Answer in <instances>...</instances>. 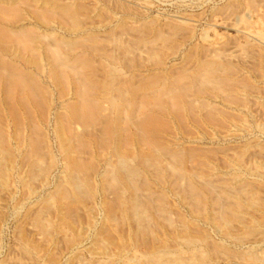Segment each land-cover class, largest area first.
<instances>
[{"label": "rangeland", "instance_id": "obj_1", "mask_svg": "<svg viewBox=\"0 0 264 264\" xmlns=\"http://www.w3.org/2000/svg\"><path fill=\"white\" fill-rule=\"evenodd\" d=\"M65 1L67 4L69 2L70 6H75H73V15H67L68 20H71L72 22L68 23L69 21L66 20V15L60 14L59 11L60 15L58 14L59 16H57L62 20H59L57 17L58 20H55L56 22H53L52 25L56 30L57 37L59 40L61 39L60 41L58 40L59 43L57 44L62 46L63 43H65L64 50H62L63 46L61 47L60 45L57 49L59 51L69 52H65V54L67 53L71 58H77L75 56L81 54L79 55L81 58L77 59L76 62V67L77 69L79 68L78 71L75 74L74 72L71 73V71H66L65 73L67 74L63 76L64 80L62 81V77L58 80L59 78L56 79L53 74H51V76L49 75V71L47 70L50 67V62L47 58L42 61L39 59V61L35 62L36 64L29 62L30 65H28V63H26L25 65L35 72L36 77L45 88V94L42 93L41 96H43V98L41 99L46 101L44 102V100H42L41 104L44 102V104L41 105L42 108H40V103H31L29 105L30 110L28 111H25L24 108H20L19 110L15 109L17 112L19 111L21 113L16 114V120L19 118L17 121L14 120L15 118L13 119L14 114H11L12 116L10 115L9 110L4 111V114H6L5 117L3 115L6 119V121L4 120V125L8 137L6 145L11 151V156H7L9 157V160L12 158L13 164L9 165L7 172L9 177L7 182L4 184L0 182V264H160V262L162 264L163 261L165 262L167 260L172 261L174 264L176 261L181 264H183V261L187 264H264V0ZM63 2L62 0H59V5L66 4V2ZM79 6L83 8L80 9L82 14L80 13ZM25 7L26 6L22 4L20 8L22 15L27 18L32 17L29 12L31 10L28 11ZM78 10L80 15L77 13ZM74 12L76 14H74ZM62 15L65 16L63 18L66 21L62 18ZM78 17H80V19H78ZM74 19L75 22L73 23ZM244 21L251 22V28H246ZM253 21L256 23L254 24ZM173 28L177 29L175 30ZM43 30V28L40 29V31ZM93 36L96 37L97 41ZM62 41L63 43H60ZM76 41L79 43L78 46L76 48L72 47L77 45ZM95 43L96 45L98 44L97 47ZM98 46L99 49H102L99 50ZM65 47H68L70 50ZM96 51L97 53L99 52L100 55L99 53L97 55ZM84 52H86V54H84ZM109 52L111 53L109 54ZM88 59L92 62V66L91 63H88ZM94 59L97 60L95 61ZM86 60L87 63H85ZM212 60L222 64H228V69H220V72L219 70L216 72V76L221 78L222 83H220V85L205 81L202 79L204 78L202 75L200 76L201 78L197 77L195 80L189 77H193L194 72L198 69V65L201 62H210ZM78 61H80V63ZM77 63L79 64L77 65ZM94 63L97 67L94 66ZM40 64H43V66L48 69L41 72L38 69ZM87 65L91 66L94 70L92 71V68L87 69ZM99 65H101L102 68L104 66L105 69L103 68L102 70L101 67L98 69ZM110 66L112 68H110ZM80 68L83 71L80 70ZM95 69L98 71H95ZM110 70H115L114 77L112 78L106 74ZM98 72L102 73H100L101 76ZM183 72L184 75L182 74ZM79 74L89 75L97 82L98 86H94L95 88L93 89L95 90L92 89L91 91L92 94L95 92L93 94L95 96L99 93L96 96L98 98H101V96L104 97L105 93L108 97L111 95L116 96L115 98L118 97L119 90H116V93L115 90L107 88L106 83L109 82V80L117 81V84L114 81L116 86L119 85V88L122 89L123 93L126 91L123 95L126 93L128 94V96L125 95L123 97V105L122 108L120 107L123 111H121L123 114H121L120 120H122V118L123 120L119 121V124L120 127L123 125L124 128L129 127V129L125 128L126 130L124 128V130L122 129L124 131H122V135L129 134L130 132V137L124 135L125 138L123 137V139L125 142L123 141L124 144L122 142L121 154L122 152H126L131 156H135V160L133 161L134 165H136L141 171L137 177V179H139L137 182L143 184V182L147 181L151 184L147 187L149 189H146L144 186V188H142L141 186L139 189L140 193L138 192L143 198L139 197L141 202H149L148 204L150 206L155 202L152 206L153 208L148 206L147 203H141V206L142 204H147V208L146 206H144V208L142 206L140 209V211H145H142V218H149L146 220L144 219L145 221L134 217L132 218V214H130L132 209L128 204L129 191L122 193V191L118 189L119 187H116L119 191L118 193L111 177L108 176L107 171H105L107 168H110L111 165H114L118 158L115 151L112 152V149H114V143H111L113 146L108 145L107 148L105 147L106 143H104V145L100 142L101 139L97 140L99 139L98 136H100L99 133L102 131L101 123H95V125L94 123H89L90 126H87L89 124L86 122L83 123L82 121L83 124L80 122V125L71 123V125H75L71 126V128H73V133L74 131L76 132L75 134H77L78 138L80 136V140H78L81 144L76 140V135L73 134L72 138L71 134H67L70 132L69 130L67 131L66 128L68 127L69 122L72 121L69 114V104H71L76 98L78 99V96L76 95L77 86L74 83L75 81L73 80V77L80 78L81 75ZM96 74L99 76L96 77ZM175 76L178 77H176L178 81L175 79ZM116 77H118V80H120L119 77L122 79L118 81L115 79ZM156 77H160L158 78L159 80ZM106 78L110 79L107 80ZM184 78L190 81L189 84L188 81H184ZM196 79H198V82ZM55 80H58V82L56 83ZM150 80L155 86L151 85L152 83ZM171 80L172 85H174L173 89L178 93L175 92L174 94L178 95V98L180 97L179 94H182L181 91H185L188 95L185 94L186 97H184L186 100L182 99V102L185 103V101H187L190 103L189 91L190 97L194 95V98H198L193 102L195 106L193 103H190L194 107L189 105L190 109L193 108L191 110L192 112L196 109L198 110L194 112V115L196 116H194L193 113L191 114V111L188 110V105H185V108H183V106L181 107V104L180 106H177L176 104L171 105L175 102L170 96L168 97L167 94H165L166 96H163L165 98L168 97L170 104L167 103L169 102L167 101V98L164 99L163 97V100H166L164 102V104L166 103L165 106L160 105L161 103L158 102L159 100L154 98L152 92L155 93V90L158 88L160 90L172 86L170 83ZM175 80L177 83L183 82L184 84L182 83L181 85H178ZM180 80L183 81L180 82ZM202 81L204 84L201 83ZM142 82L144 85L141 84ZM131 84L133 86H131ZM202 84L203 86H201ZM215 85L218 87H215ZM128 87H130L131 90L133 89L132 92ZM179 88L182 89L179 91ZM186 90H188V92H186ZM201 90L203 91L201 92ZM146 91H150V93H146ZM143 92L144 94L146 93V96H152L153 99L152 97L149 98V96H147L146 99ZM128 99L129 101H127ZM179 99H181V97ZM139 100H142V102ZM143 100L148 103H145ZM125 101L127 104L124 103ZM202 103H207L204 105V109H202L203 107H200L203 106ZM124 104H126V106ZM129 105L130 108L128 107ZM156 105L158 107L163 106L161 107L163 109L158 108ZM135 106H139L140 108H135ZM206 106L212 108L214 111L212 109H205L208 108ZM18 107L19 106H16L15 108ZM127 107L130 110L135 108L132 112L135 110L137 111L133 112V114L130 112L128 113L130 110H128ZM156 107L158 109H156ZM174 107L182 108L179 109L180 111L182 110V117L180 113H178L180 111H176L177 109ZM139 109L140 111L138 112ZM159 109L163 112H161V110L159 111ZM169 110L172 111L171 114ZM146 112L147 114L152 112L154 114H150L146 117ZM174 112H177V114H174ZM209 112H211V115ZM126 114H131L130 116L132 117L130 118L129 115L128 118L124 117ZM155 115H157L158 119ZM208 115L210 117L215 116V120L212 117H207ZM29 116L30 118H33L30 119ZM140 116H142L143 119L146 117L147 120L150 118V127L152 126L153 128L151 127L150 129V127H148V129L144 130L145 128L139 126L142 119ZM139 117L140 120L138 119ZM125 118H130L131 120L133 118V120H128V122ZM137 119L139 121L137 122L138 125L135 123ZM143 119L142 122L145 121V119ZM152 119L158 122L157 126H159V128L155 127L157 123L152 125L154 122ZM161 121H165L166 124H161ZM30 122H32L33 125ZM62 122L66 123L63 124ZM127 122H133L135 125L131 123L130 125ZM34 123L36 126H34ZM30 127L32 129H30ZM35 127H39V130L35 129ZM134 127H136V129ZM141 128L144 130L143 132H145L143 134L144 137L141 136L142 139L139 138L140 136H137V134L141 135ZM127 130L129 132H127ZM137 130H140L141 132ZM147 130L153 131L149 133ZM33 131L36 133H32L34 135L32 136L35 138L31 136V132ZM96 133L98 135H96ZM152 133H155L154 136L157 134L158 137H153ZM146 135H152L150 138H152V140L156 139L161 147L165 146V148H172V150L174 149L178 152L182 151L184 154L183 170L193 171L198 176L202 174L206 175V177L212 179L217 185L221 184L227 186V184L231 183L233 186H237L240 182H247L246 184L244 183L245 185L248 184V186H246L248 193L245 194L246 196L244 195L246 199L243 196L242 203L237 205L235 194V198H231V201L229 200L228 202L234 204L232 205L233 207L236 205L237 208H235L237 210L230 206V212H232V215L228 213L226 216L220 215L223 213L224 207L215 204L211 199L212 196L207 191L205 192V202L203 201L201 204L194 202L195 200L191 196L185 194L186 190L184 186H180L179 189L175 186V174L171 172L174 171L176 173L174 169L172 170L169 167L166 171L167 173H164L163 178H160L155 168L146 166L141 162L142 158V161H144V156L149 157L150 155L148 154H151L149 148L147 147L146 150L145 147L148 146L147 141L151 140L149 139V136L147 138ZM41 137L43 139H41ZM33 139L35 141L37 139L41 143H44V148L40 145L41 150H44L42 151L44 155L39 161L40 163L36 167L37 169L33 167L34 163L32 162L33 146H31L30 140ZM95 139L97 141H95ZM83 140H86L87 142ZM141 140L144 141L142 142ZM159 140L162 141L160 142ZM69 141L72 142L71 146ZM163 141L164 143L166 142L165 145ZM76 143L80 144L78 146L81 150L77 147L75 148L73 144ZM82 143H85V147ZM125 144L129 146L128 148H132H124ZM143 145H145L144 148ZM80 146L85 148L84 152ZM74 149L78 152L80 150V153L76 152ZM26 151H30L29 153L31 155ZM81 152L84 154L82 155ZM147 152L149 153L147 154ZM142 154L144 156H142ZM28 155L30 156V160L28 159ZM76 156L77 159L79 157H83V159L88 158V161L84 160L86 164H93L95 161L94 166L96 165V168L92 167L90 164L89 167L92 169L94 168L95 171L94 169H91V171L87 166L80 169L79 175L85 179V182H87L81 188L78 198H75V196L69 193L70 196H68L69 194H66V199L65 197H60L61 191L57 189H59V185L62 182L61 180L65 177L67 161H69L70 158H76ZM6 161L8 162V160ZM137 162L141 164H138ZM49 165L51 166L49 167ZM46 167H49V170L46 171L47 173L44 172ZM85 168L88 169L89 174L87 170L84 171ZM31 170L37 171L32 172ZM108 170H111V168ZM105 175L107 177H105ZM144 176L145 179L143 178ZM159 179H163L162 181H164V183L161 180L159 181ZM106 183L108 186L105 185ZM85 186L87 188H85ZM113 189L116 191H113ZM147 190L149 192V197H147ZM154 192L155 195L156 193H159L160 197L165 196L164 200L159 196L158 197L161 201L157 200V196L154 195ZM81 193L85 194L83 195ZM116 193L119 195L116 196ZM126 193L128 194L126 195ZM249 194L250 196H247ZM71 196L73 198H71ZM117 197L121 198L117 199ZM146 197L149 201L145 199ZM150 197L155 199L152 200V198L150 201ZM80 198L82 199L79 200ZM121 199L125 201H122ZM232 199H235L236 201L234 202ZM113 201H116L114 205L117 204V201L119 204L122 203L120 205L125 209L121 208V206L119 207V204L117 207L116 205L114 206L113 204H110L113 203ZM192 201L198 206L196 207ZM48 202H51L50 205H48ZM67 202H70V204H68L72 206H68ZM158 203H160V207H162L160 210V207L158 208ZM157 204L158 206H156ZM199 205H202L201 207L203 208L199 209ZM65 206L70 207L67 208V210L69 209L68 212L65 209ZM154 206H156V208ZM243 207H245L244 210L241 209ZM219 209H221L220 213ZM152 210H156V214ZM111 211L116 216L113 215ZM159 211L163 214L160 213V215L158 213ZM38 213L42 214L39 215ZM215 214H217L216 217L221 218V220L214 217ZM236 217H238V219ZM223 218H225L227 223L229 222L230 224H225V219ZM40 219L48 224H46L47 228L45 231L41 230L39 225H37L38 223H36V220L38 221ZM135 221H137V223H135ZM218 221L219 224H217ZM139 223H141L140 226L146 224L150 230H148L149 228H147L146 225L138 227ZM140 228H142L143 231H141L142 233L139 235ZM102 229L104 230V234H102ZM188 229H192L190 230L191 233ZM105 230H107V232ZM138 230L139 232H137ZM145 230L147 234H143L146 233ZM199 231H202L201 234ZM185 232L187 233L185 234ZM137 234L139 235L138 237L135 236ZM185 235L186 237H184ZM205 236H207V238L209 237V239ZM202 237L205 238L203 239ZM103 240L106 241V243ZM203 241H205L204 244ZM139 242H142V245ZM211 243L213 246H211ZM151 244L153 245V249L152 246H150ZM27 246L34 248V251L32 250L31 253L28 252L26 249ZM150 247L154 252L149 249ZM211 247L215 248L212 249ZM121 248H123V250ZM175 253L177 254L176 256ZM204 253L207 255L206 257ZM170 254L173 255V258H171ZM147 255H150V257H147ZM203 255L204 258L202 257L201 259V256ZM151 257L156 258L153 259Z\"/></svg>", "mask_w": 264, "mask_h": 264}, {"label": "bare ground", "instance_id": "obj_2", "mask_svg": "<svg viewBox=\"0 0 264 264\" xmlns=\"http://www.w3.org/2000/svg\"><path fill=\"white\" fill-rule=\"evenodd\" d=\"M66 2L65 0H62V2ZM252 1V0H251ZM251 1H250V3H251ZM63 2V3H64ZM74 2V1H73ZM22 4H24L26 7L25 8H27L28 9V11L29 10H31V11H29L30 12V16H32V17H30V18H27V17H24L23 15H22V11L20 10V8H21V6H22ZM71 4V3H70ZM82 5V4H81ZM74 5H69V2H68V4H67V2H66V4L65 5H59V0H0V182L1 183H5V182H7V180H8V177H9V175H8V169H9V165L10 164H13L12 163V158H10L11 160H9V157L8 156H11L10 154H11V151L9 150V148L7 147V145H6V143H7V141H8V137H7V133H6V129H5V122H4V120L6 121V119L4 118L5 117V115L6 114H4V111H6V110H9V112H10V115L12 114H14V116H13V119L15 120V121H17L16 120V114H21L19 111V113L15 110V109H20V108H24L25 109V111L27 110H30V107H29V105L31 104V103H40L39 105L41 106V105H43L44 104V102L46 101V100H44V99H41V98H43V96H41L42 95V93H44L45 92V88L42 86V84L40 83V81H39V79L36 77V74H35V72L32 70V69H30L29 67H27L25 64L26 63H28V65H30L29 64V62H32L33 64L36 62V61H39V59H40V61H42V60H44V59H46L47 58V60L50 62V67H49V69L46 67H44L43 66V64H40L39 65V67H38V69L41 71V72H44V71H46L47 69V71H49V75L51 76V74H53L54 75V77H56V79L57 78H59L58 80H60V78L62 77L63 78V76L65 75V74H67V73H65L66 71H71V73L72 72H74V74L78 71V69H77V67H76V62H77V59H80L81 57H79V55H81V54H77L78 56H75V57H77V58H71V57H69V55L67 54V53H69V52H67V51H65V52H67L66 54H65V52H63V51H59L58 49H57V47H59V45L60 44H57V43H59L58 42V40H59V38L57 37V34H56V30L53 28V25H52V23L53 22H56L55 20H58L59 19V15L60 14H65L66 15V20L67 21H69L68 20V18H67V15H73L72 13H73V9H74V7H73ZM77 6H78V3H77ZM83 6V5H82ZM253 6V5H252ZM73 7V8H72ZM84 7V6H83ZM254 7V6H253ZM78 8V7H77ZM85 8V7H84ZM80 9H83L81 6H79V10ZM25 10V9H24ZM79 10L77 11V13L80 15V13H81V10H80V13H79ZM85 10V9H84ZM83 10V11H84ZM59 11H60V14H59ZM59 14V15H58ZM74 14H76L75 12H74ZM77 14V15H78ZM82 14V13H81ZM58 15V16H57ZM264 15V14H263ZM57 17H58V19H57ZM61 17V16H60ZM63 17H65V16H63L62 15V18ZM81 17V16H80ZM80 17H78V19H80ZM61 19V18H60ZM59 19V20H60ZM64 19V18H63ZM62 20V19H61ZM65 20V19H64ZM65 20V21H66ZM80 21V20H79ZM78 21V22H79ZM62 22V21H61ZM70 22H72L71 20L68 22V23H70ZM75 22V19H74V21H73V23ZM77 22V21H76ZM254 22V21H253ZM64 23V22H63ZM67 23V22H66ZM72 23V24H73ZM80 23V22H79ZM244 23H245V25H246V28H251V26H252V24H251V22H249V21H244ZM256 22H254V24H255ZM65 24V23H64ZM69 25H71V24H69ZM75 25V24H74ZM78 25V24H77ZM80 25V24H79ZM76 26V25H75ZM74 26V27H75ZM44 29L43 31H40V29ZM164 28V27H163ZM243 28V27H242ZM246 28H244V29H246ZM173 29H175V28H173ZM177 29V28H176ZM175 29V30H176ZM183 32V31H182ZM111 34V33H110ZM121 36V35H120ZM248 36V35H247ZM110 37V36H109ZM93 38H95L96 39V37H94L93 36ZM99 38V37H98ZM67 39V38H66ZM83 39H84V37H83ZM87 39V38H86ZM92 39V38H91ZM90 39V40H91ZM262 39V38H261ZM61 40V39H60ZM59 40V41H60ZM70 40V39H69ZM69 40H67V41H69ZM75 41V40H74ZM96 41H97V39H96ZM77 42V41H76ZM116 42V41H115ZM141 42V41H140ZM60 43H63V41L62 42H60ZM152 43V42H151ZM252 43V42H251ZM64 44L65 43H63V49L62 50H64ZM69 44V43H68ZM70 44H71V42H70ZM75 44V43H74ZM78 42H77V45L76 46H72V47H77L78 46ZM58 45V46H57ZM95 45H96V43H95ZM98 45V44H97ZM97 45H96V47H97ZM61 46V45H60ZM61 46V47H62ZM66 46V45H65ZM83 46V45H82ZM90 46V45H89ZM105 46V45H104ZM71 47V46H70ZM69 47V48H70ZM84 47V46H83ZM93 47V46H92ZM65 48H67L68 49V47H65ZM96 49V48H95ZM98 49H99V46H98ZM100 49H102V48H100ZM99 49V50H100ZM119 49H121V48H119ZM68 50H70V49H68ZM74 50V49H73ZM128 50H130V49H128ZM127 50V51H128ZM102 51V50H101ZM122 51V50H121ZM213 51V50H212ZM71 52V51H70ZM91 52H92V50H91ZM103 52V51H102ZM108 52V51H107ZM218 52V51H217ZM94 53V52H93ZM99 53V52H98ZM98 53H97V51H96V54L98 55ZM111 52H109V54H110ZM141 53V52H140ZM83 54V53H82ZM84 54H86V52H84ZM117 54V53H116ZM151 54V53H150ZM89 55V54H88ZM93 55V54H92ZM99 55H100V53H99ZM103 55V54H102ZM106 55V54H105ZM105 55H104V57H105ZM127 55H128V53H127ZM139 55V54H138ZM137 55V56H138ZM90 57V56H89ZM215 57V56H214ZM88 58V57H87ZM86 58V59H87ZM91 58V57H90ZM113 58V57H112ZM114 58H116V57H114ZM192 58V57H191ZM216 59V58H215ZM95 60V59H94ZM97 60V59H96ZM95 60V61H96ZM34 61V62H33ZM81 61V60H80ZM80 61H78L79 63H80ZM101 61V60H100ZM117 61V60H116ZM140 61V60H139ZM94 62V61H93ZM102 62V61H101ZM113 62V61H112ZM39 63H41V62H39ZM79 63H77V65L79 64ZM82 63V62H81ZM85 63H87V60H86V62ZM88 63H91V66L93 65L92 64V62H90L89 61V59H88ZM142 63V62H141ZM36 64V63H35ZM84 64V63H83ZM100 64V63H99ZM106 64V63H105ZM98 65V64H97ZM103 65V64H102ZM91 66H89V65H87L86 67H87V69L89 68V69H91L92 67ZM94 66H96V64L94 63ZM93 66V67H94ZM105 66H107V65H105ZM82 67V66H81ZM97 67V66H96ZM101 67V69L103 70V68H104V66H103V68H102V66L101 65H99L98 66V69ZM228 67V64H222V63H219V62H216L215 60H212V61H208V62H201L199 65H198V69L194 72V74H193V77L192 76H189V77H191V78H193L194 80H195V78H197V77H200L201 75L202 76H204V78H202V79H204L205 81H209V83H214V84H217V85H220V83H222L221 82V78L220 77H217L216 76V72L219 70V72L221 71L220 69H225V68H227ZM231 67V66H230ZM84 68V67H83ZM107 68H109V67H107ZM110 68H112L111 66H110ZM100 69V70H101ZM105 69V68H104ZM115 69V68H114ZM228 69V68H227ZM80 70H82L81 68H80ZM92 71L94 70L93 68L91 69ZM117 70V69H116ZM83 71V70H82ZM91 71V72H92ZM95 71H98L97 69H95ZM94 71V72H95ZM115 71V70H114ZM114 71H112V70H110L108 73H106V74H108L109 76H111L110 78H112V77H114L113 75L115 74V72ZM171 71H173V70H171ZM118 72V71H117ZM116 72V73H117ZM187 72V71H186ZM223 72V71H222ZM89 73V72H88ZM99 74L101 73V72H98ZM97 73V74H98ZM180 73V72H179ZM237 73V72H236ZM69 74V73H68ZM92 74H94V73H92ZM96 74V77L97 76H99V75H97ZM102 74V73H101ZM101 74H100V76H101ZM183 75H184V72L182 73ZM187 74H188V72H187ZM225 74V73H224ZM230 74V73H229ZM77 75V74H76ZM79 75H81V77L80 78H78V77H73V80L75 81L74 83H75V85L77 86V90H76V92H77V96H78V99L76 100H74V101H72L71 102V104H69V114H70V116H71V122H69V125H68V129L66 128V130L68 131L69 130V132L70 133H67L68 135L69 134H71L72 135V138H73V134L74 135H76V140H78L79 138H80V136H79V138L77 137V134H75L76 132L74 131V133H73V128H71V126H75V125H71V123H74V124H76V125H80V122L82 121L83 123L84 122H86L87 124H93L94 123V125H95V123L96 124H100L101 126H102V131H101V133H99V135L100 136H98V138L99 139H97V140H100V142L101 143H106V145H105V147H107L108 148V145L109 146H113V145H111V143H114V149H112V152H114L115 151V154L117 155V161L115 162V164L114 165H111V170H108V169H110V168H107V170H105V171H107V174H108V176H110L111 177V179H112V182H113V184L115 185V188L117 187H119L118 189L119 190H121L122 191V193H124L125 191H129V205L131 206V213L130 214H132L131 216H132V218L134 217V218H138L139 220L141 219V220H143V221H145L146 219H149V218H142L143 217V212H145V211H143V210H141L140 211V209L142 208V206H143V208H144V206H146V208H147V204L149 203H147V202H141V199L139 198V197H141L142 198V196H140V192H139V189L141 188V186H142V188H144V187H146V189H149V188H147L148 187V185H151V184H149V182H147V181H145V182H143V184L141 183H138L137 182V180H139V179H137V177L139 176V174L141 173V171H140V169L138 168V167H136V165H134V160H135V156H131L129 153L127 154L126 152H122V154H121V150H122V142L124 141V139H123V137L125 138V136L124 135H126V137L127 136H129V134H130V132L127 130V132H129V134L127 135V134H123L122 135V133L124 132L123 130L126 128H124L123 126L122 127H120V124H119V121H122L123 120V118H122V120H120V117H121V114H123V113H121V109H120V107L122 108V105H123V97L125 96V95H127L128 96V94L126 93L125 95H123L124 93H123V91H122V89L121 88H119V85H117L116 86V84L118 83L117 81H115V80H113V81H110L109 80V82H107L106 83V86H107V88H110L111 90H119L118 91V97L117 98H115L116 96H113V95H111V96H109L108 97V95H105L104 94V97L103 96H101V98H98V97H96L95 95H93L95 92H93V94H92V89L93 88H95V87H97L98 86V84H97V82L94 80V79H92V77L91 76H87V75H82V74H79ZM176 75V74H175ZM74 76V75H73ZM78 76V75H77ZM103 76H104V72H103ZM180 76V75H179ZM53 77V76H52ZM95 77V78H96ZM174 77V76H173ZM176 77L177 76H175V79H176ZM185 77V76H184ZM67 78V77H66ZM101 78V77H100ZM110 78H108V79H110ZM118 77H116L115 79H117ZM141 78V77H140ZM157 78V77H156ZM158 78H160V77H158ZM157 78V79H158ZM178 78V77H177ZM180 78V77H179ZM183 78V77H182ZM201 78V77H200ZM76 79V80H75ZM96 79H98V78H96ZM107 79V78H106ZM107 79V80H108ZM119 79L121 80L122 78L121 77H119ZM189 79V78H188ZM199 79V78H198ZM198 79H196V81L198 82ZM224 79V78H223ZM222 79V80H223ZM58 80H55L56 81V83L58 82ZM62 81L64 80V78L63 79H61ZM67 80H68V78H67ZM72 80V81H73ZM106 80V81H107ZM118 80V79H117ZM120 80H118V81H120ZM130 80V79H129ZM139 80V79H138ZM144 80V79H143ZM159 80V79H158ZM164 80V79H163ZM177 81H178V79H176ZM176 80H175V82H176ZM66 81V80H65ZM71 81V82H72ZM114 81H115V83H114ZM153 81V80H152ZM181 81H183V80H180V82ZM184 81H188V84H189V80H187V79H185L184 78ZM223 81H225V80H223ZM150 82H151V80H150ZM164 82V81H163ZM172 82V80L170 81V83ZM200 82V81H199ZM228 82V81H227ZM104 83V82H103ZM127 83V82H126ZM130 83V82H129ZM128 83V84H129ZM131 83H133V82H131ZM148 83V82H147ZM152 83V82H151ZM165 83V82H164ZM177 83V82H176ZM183 83V82H182ZM182 83H177L178 85H181ZM186 83V82H185ZM201 83H203V81L201 82ZM208 83V84H209ZM224 83V82H223ZM237 83V82H236ZM62 84H64V83H62ZM102 84V83H101ZM141 84H143L144 85V83L142 82ZM184 84V83H183ZM195 84H196V82H195ZM204 84V83H203ZM203 84L201 85V86H203ZM225 84V83H224ZM229 84V83H228ZM67 85V84H66ZM97 85V86H96ZM142 85V86H143ZM151 85H153V86H155L153 83L151 84ZM156 85H157V83H156ZM171 85H172V83H171ZM207 85V84H206ZM217 85H215V87L217 86ZM222 85V84H221ZM95 86V87H94ZM102 86V85H101ZM105 86V85H104ZM130 86V85H129ZM131 86H133L132 84H131ZM137 86H139V85H137ZM137 86H135V87H137ZM152 86V87H153ZM161 86H163V85H161ZM224 86V85H223ZM248 86V85H247ZM121 87V86H120ZM164 87V86H163ZM173 87H174V85H172V86H169V87H166V88H162V89H160L159 90V88L158 89H156L155 90V93L154 92H152L153 93V96H154V98L155 99H158L159 101L158 102H160L159 104L160 105H163V106H165V104H164V102L166 101V100H163V97L164 96H166L165 94H167V96L169 97L170 96V98L175 102L174 104H171V105H177V106H180V104H181V107L183 106V108H185V105H188V110L189 111H191L192 109H190V106H192V107H194L195 105H194V101H196V99H198V98H194L193 96V98L192 97H190V91H189V100H190V103H193V105L192 104H190L189 102H187V101H185V103L184 102H182V99H184V100H186V96H185V91H181L182 92V94L180 93L179 95H180V97H181V99H179L178 98V95H176V94H174L175 92H176V90L175 89H173ZM209 87V86H208ZM218 87V86H217ZM241 87V86H240ZM244 87V86H243ZM100 88V87H99ZM106 88V87H105ZM104 88V89H105ZM123 88V87H122ZM127 88V87H126ZM129 89H130V87H128ZM132 88V87H131ZM138 88H140V87H138ZM156 88V87H155ZM188 88V87H187ZM223 88V87H222ZM221 88V89H222ZM82 89H83V91H82ZM124 89V88H123ZM141 89H143V88H141ZM145 89H147V88H145ZM144 89V90H145ZM182 89V88H181ZM180 88H179V91L181 90ZM183 89H184V87H183ZM186 89V88H185ZM188 89H190V88H188ZM196 89V88H195ZM201 89H203V88H201ZM211 89V88H210ZM214 89V88H213ZM215 89H217V88H215ZM228 89H230V88H228ZM93 90H95V89H93ZM131 90V89H130ZM133 90V89H132ZM132 90H131V92H132ZM154 90V89H153ZM199 90V89H198ZM68 91V90H67ZM98 91V90H97ZM108 91V90H107ZM134 91H136V90H134ZM142 91V90H141ZM152 91V90H151ZM203 90H201V92H202ZM184 92V93H183ZM186 92H188V90H186ZM198 92V91H197ZM47 93V92H46ZM112 93V92H111ZM110 93V94H111ZM116 93H117V91H116ZM141 93V92H140ZM146 93H150V91H146ZM146 93L144 94V92H143V94L146 96ZM177 93V92H176ZM218 93V92H217ZM45 94V93H44ZM67 94V93H66ZM138 94H139V91H138ZM178 94V93H177ZM199 94H200V92H199ZM164 95V96H163ZM187 95V94H186ZM192 95V94H191ZM100 96V95H99ZM134 96V95H133ZM147 96H149V95H147ZM147 96H146V99H147ZM185 96V97H184ZM188 96V95H187ZM152 97V96H151ZM150 96H149V98H151ZM168 97H166L167 98V101H169L168 100ZM184 97V98H183ZM135 98H136V96H135ZM165 97H164V99H166ZM169 98V99H170ZM41 99V101L39 102V100ZM50 99V98H49ZM127 99V98H126ZM143 99H144V97H143ZM146 99H145V101H146ZM152 99H153V97H152ZM151 99V100H152ZM170 99V100H171ZM234 99V98H233ZM42 100H44V102H43V104H41L42 103ZM137 100V99H136ZM188 100V101H189ZM229 100V99H228ZM247 100V99H246ZM127 101H129V99L127 100ZM138 101V100H137ZM140 102H142V100H139ZM144 101V100H143ZM144 101V102H145ZM181 101V102H180ZM197 101H199V100H197ZM204 101V100H203ZM231 101V100H230ZM143 102V103H144ZM149 102H151V101H149ZM155 102L157 103V101L155 100ZM206 102V101H205ZM69 103V102H68ZM124 103H126V101L124 102ZM130 103H131V101H130ZM130 103H128V104H130ZM136 103V102H135ZM139 103V102H138ZM145 103H148V102H145ZM144 103V104H145ZM154 103V102H153ZM155 103V104H156ZM168 104H170V101L169 102H167ZM199 103V102H198ZM127 104V103H126ZM126 104H124L125 106H126ZM203 104V106H200V107H203L202 109H204V105H206V104H204V103H202ZM65 105V104H64ZM130 105H133V104H130ZM130 105L128 106L129 108H130ZM135 105V104H134ZM138 105V104H137ZM141 105H142V103H141ZM145 105H147V104H145ZM190 105V106H189ZM199 105V104H198ZM16 106H19L18 108H15ZM28 106V107H27ZM36 106H38V105H36ZM139 106H140V104H139ZM139 106H135V108H140ZM152 106V105H151ZM157 106V105H156ZM163 106H161V107H163ZM210 106V105H209ZM128 107H127V109H128ZM158 107V106H157ZM156 107V109H158V108H161V107H158L157 108ZM180 107V108H181ZM206 107H208V106H206ZM213 107V106H212ZM218 107V106H217ZM40 108H42V106L40 107ZM135 108H133V109H128V110H130V111H128V113L130 112V113H132L133 114V112H135V111H137V110H135V111H133L132 112V110H134ZM144 108H145V106H144ZM153 108V107H152ZM174 108H176V107H174ZM180 108H176L177 110L176 111H180L179 109ZM214 108V107H213ZM124 109V108H123ZM161 109H163V108H161ZM161 109H159V111L161 110ZM171 109V108H170ZM182 109V108H181ZM201 109V108H200ZM205 109H212V108H205ZM31 110H32V108H31ZM45 110H46V107H45ZM126 110V109H125ZM124 110V111H125ZM149 110V109H148ZM186 110V109H185ZM213 110V109H212ZM212 110H210V111H212ZM140 111V109L138 110V112ZM145 111V110H144ZM164 111H165V109H164ZM170 111V114H171V110H169ZM195 111H198L197 109L195 110ZM194 111V112H195ZM209 111V110H208ZM214 111V110H213ZM221 111V110H220ZM2 112V113H1ZM15 112H17V113H15ZM24 112V111H23ZM62 112V111H61ZM123 112V111H122ZM150 112V111H149ZM148 112V113H149ZM161 112H163L162 110H161ZM194 112H192L191 111V114L193 113V115L195 114ZM202 112H203V110H202ZM30 113V112H29ZM28 113V114H29ZM63 113V112H62ZM143 113V112H142ZM178 113H180V115H181V117H182V115L183 114H181L182 113V110L180 111V112H178ZM188 113V112H187ZM186 113V114H187ZM197 113V112H196ZM208 113V112H207ZM211 112H209V114H210ZM214 113V112H213ZM215 113H217V112H215ZM221 113H222V111H221ZM27 114V115H28ZM31 114V113H30ZM29 114V115H30ZM67 114V113H66ZM66 114H64V115H66ZM138 114V113H137ZM140 114V113H139ZM146 114V117L148 116V115H150V114H154L153 112L152 113H150V114H147V112L145 113ZM145 114H144V116H145ZM157 114V113H156ZM166 114V113H165ZM174 114H177V112H174ZM198 114V113H197ZM202 114V113H201ZM3 115H4V117H3ZM11 115V116H12ZM59 115H60V113H59ZM63 115V114H62ZM128 115L129 114H126V116H124V117H127L128 118ZM131 115V114H130ZM129 115V117L131 118L132 116H130ZM180 115H178V116H180ZM207 115V114H206ZM211 115V114H210ZM214 115V114H213ZM226 115V114H225ZM235 115V114H234ZM17 116H19V115H17ZM134 116V115H133ZM135 116H136V114H135ZM143 116V117H144ZM152 116V115H151ZM156 116V118H157V115H155ZM177 116V117H178ZM194 116H196V115H194ZM193 116V117H194ZM233 116V115H232ZM61 117V116H60ZM66 117V116H65ZM137 117V116H136ZM141 118H142V116H140ZM140 117L138 118L139 120H140ZM146 117H144V119L146 118ZM150 117V116H149ZM152 117H154V116H152ZM180 117V118H181ZM189 117H191V116H189ZM207 117H209V118H213L214 120H215V116L213 117V116H207ZM228 117V116H227ZM28 118V117H27ZM29 118H30V116H29ZM31 118H33V117H31ZM30 118V119H31ZM63 118V117H62ZM126 119L127 121L128 120H130V121H132L133 120V118H132V120L131 119ZM179 118V117H178ZM177 118V119H178ZM206 118V117H205ZM138 119H137V121H135V123H136V125H138L137 124V122H139L138 121ZM143 119V118H142ZM142 119H141V124L139 125V126H142V128H145L144 130H146V129H148V127H150V118H149V120H147V118L145 119V121H143L142 122ZM143 119V120H144ZM158 119V118H157ZM160 119H161V117H160ZM159 119V120H160ZM183 119V118H182ZM207 119V118H206ZM212 119V120H213ZM221 119V118H220ZM230 119V118H229ZM62 120V119H61ZM126 120H125V122H126ZM154 122L152 123V125L155 123H157L156 125H155V127H158L159 128V126H157L158 125V122L157 121H155L154 119H152ZM209 120H211V119H209ZM213 120V121H214ZM22 121V120H21ZM31 121V120H30ZM33 121V120H32ZM166 121V120H165ZM165 121H161L162 123L161 124H166V122ZM208 121V120H207ZM34 122V121H33ZM36 122V121H35ZM61 122V121H60ZM81 122V123H82ZM129 122V121H128ZM127 122V123H128ZM134 122V121H133ZM131 123V124H134V123ZM183 122V121H182ZM198 122V121H197ZM19 123V122H18ZM31 124H32V122H30ZM63 124L64 123H66V122H62ZM82 123V124H83ZM120 123H122V122H120ZM130 123H128V124H130ZM149 123V124H148ZM159 123H160V121H159ZM186 123V122H185ZM90 124L89 125H87V126H90ZM130 124V125H131ZM160 124V125H161ZM213 124V123H212ZM33 125V124H32ZM85 125V124H84ZM84 125H82V126H84ZM100 125H98V126H100ZM127 125V124H126ZM135 125V124H134ZM133 125V126H134ZM168 125V124H167ZM34 126H36L35 125V123H34ZM34 126H33V128H34ZM65 126V125H64ZM63 126V127H64ZM67 126V125H66ZM86 126V127H87ZM16 127H18V126H16ZM59 127V126H58ZM76 127H78V126H76ZM138 127V126H137ZM152 127V126H151ZM151 127H150V129H151ZM154 127V128H155ZM163 127V126H162ZM162 127H161V129H162ZM201 127V126H200ZM124 128V129H123ZM135 129H136V127H134ZM133 128V129H134ZM141 128V129H142ZM153 128V127H152ZM17 129V128H16ZM30 129H32L31 127H30ZM35 129H38L39 130V127H35ZM123 129V130H122ZM126 129H129V127L128 128H126ZM125 129V130H126ZM165 129V128H164ZM37 130V131H38ZM65 130V129H64ZM87 130V129H86ZM85 130V131H86ZM143 129H142V132L140 131V130H137V131H139V132H141V135H138L137 134V136H140L139 138H141L142 139V137L141 136H143V134L145 133V132H143L144 131ZM156 130H158V129H156ZM88 131V130H87ZM97 131V130H96ZM123 131V132H122ZM136 131V132H137ZM149 133L150 132H152V131H149V130H147ZM21 132H23V131H21ZM80 132H81V130H80ZM156 132V131H155ZM32 133H35L34 131L33 132H31V136L33 135ZM38 133V132H37ZM62 133H65V132H62ZM36 134V133H35ZM140 134V133H139ZM147 134V133H146ZM153 134V137H156L157 136V134L154 136V134L155 133H152ZM16 135V134H15ZM96 135H98L97 133H96ZM159 135V134H158ZM34 136V135H33ZM32 136V137H33ZM133 136V135H132ZM147 136V135H146ZM149 136V139H151L150 141H147V143H148V146H145L147 143H146V141H145V145H143V148H144V146L146 147V150H147V147L149 148V150H150V152H151V154L149 153V152H147V154L148 155H150L149 157L147 156H144L143 154H142V156H144V161H142L143 160V158H142V160L141 159H139V160H141V162L142 163H144V165H146V166H149V167H153V168H155L156 169V172H157V174H159V177L160 178H163V176H164V173L169 169V167L173 170H175L176 171V173L174 172V171H171V172H173L175 175H174V177L176 178V179H174L175 180V183H176V185L175 186H177L178 188L177 189H179V187L180 186H184L185 187V190H183V191H185L186 193L185 194H187V195H189V196H191L195 201L194 202H197V203H202L203 201L205 202L206 200H204V198H205V196H206V194H205V192L207 191V192H209V194L212 196V200H213V202L215 203V204H218V205H221V206H223L224 207V209H223V213L222 214H220V215H223V216H226V215H228V213H230V215H232L231 213L232 212H230V206L231 207H233L232 205H234V204H232V203H230V202H228L229 200L231 201V198H235L234 197V195L236 194V198H237V205H240L242 202V200H243V196L246 194V193H248V190H247V188H246V186H248V184L247 185H245L246 183L245 182H240L237 186H233V184H227V186H225V185H221V184H219V185H217V184H215V182H213L212 181V179H210L209 177H206V175H197L195 172H193V171H186V170H183V153H182V151H175L174 149L172 150V148L170 149V148H165V146L164 147H161L159 144L160 143H158L157 141H156V139H154V140H152V138H150V136H152V135H148ZM148 136H147V138H148ZM40 137V136H39ZM69 137V136H68ZM67 137V138H68ZM71 137V136H70ZM96 137V136H95ZM130 137V136H129ZM144 137V136H143ZM158 137V136H157ZM160 137V136H159ZM33 138H35V137H33ZM64 138V137H63ZM66 138V139H67ZM97 138V137H96ZM135 138V137H134ZM16 139V138H15ZM39 139V138H38ZM41 139H43L42 137H41ZM71 139V138H70ZM129 139V138H128ZM144 139V138H143ZM22 140V139H21ZM74 140V139H73ZM80 140V139H79ZM78 140V141H79ZM96 139H95V141H97ZM130 140V139H129ZM138 140H140V139H138ZM137 140V141H138ZM31 141V146H33L32 148H33V151H32V158H33V160H32V162L34 163L33 165H31V166H33V167H35V169H37L36 167L38 166V164L40 163L39 161L43 158V155H44V153L42 152V151H44V150H41V146L43 147L44 146V143H41L40 141H38L37 139H36V141L33 139V140H30ZM40 143H38V142ZM68 141V140H67ZM72 141V140H71ZM77 141V142H78ZM83 141H86V140H83ZM126 141H127V139H126ZM142 141V140H141ZM144 141V140H143ZM142 141V142H143ZM160 141V140H159ZM162 141V140H161ZM160 141V142H161ZM70 142V141H69ZM87 142V141H86ZM85 142V143H86ZM91 142V141H90ZM99 142V141H98ZM125 142V141H124ZM124 142H123V144H124ZM130 142V141H129ZM71 143L72 142H70V146H71ZM79 143L81 144V142L79 141ZM84 143V144H85ZM101 143H100V145H101ZM108 143V144H107ZM128 143V142H127ZM131 143V142H130ZM130 143H128V144H130ZM139 143H141V142H139ZM163 143H164V141H163ZM166 143V142H165ZM165 143H164V145H165ZM76 144H77V146H76ZM76 144H73L74 146H75V148L77 147V148H79V146L78 145H80V144H78V143H76ZM83 143H82V145L85 147V145H84ZM99 144V143H98ZM142 144V143H141ZM162 144V143H161ZM41 145V146H40ZM72 145V146H73ZM103 145V146H104ZM131 145V144H130ZM170 145V144H169ZM29 147H31L30 145H28ZM82 146V147H83ZM90 146V145H89ZM64 147V146H63ZM81 147V146H80ZM81 147V148H82ZM104 147V148H105ZM128 148L129 146L127 145V144H125V147L124 148ZM140 147V146H139ZM173 147V146H172ZM44 148V147H43ZM42 148V149H43ZM68 148V147H67ZM67 148H66V150H67ZM132 148V147H131ZM131 148H128V149H131ZM179 148H181V147H179ZM40 149V150H39ZM80 149V148H79ZM79 149H77V150H79ZM83 150V152H84V150H85V148H82ZM106 149V148H105ZM182 149V148H181ZM207 149V148H206ZM75 150V149H74ZM81 150V149H80ZM80 150H79V152L78 151H76V152H78V153H80ZM140 150V149H139ZM148 150V151H149ZM179 150V149H178ZM88 151H89V149H88ZM143 151V150H142ZM142 151H141V153H142ZM26 152H28V151H26ZM30 152V151H29ZM28 152V153H29ZM83 152H81V154L83 155L84 153ZM90 152H91V150H90ZM189 152H191V151H189ZM27 153V154H28ZM99 153V152H98ZM123 153H126V154H123ZM137 153H139V152H137ZM141 153H139V154H141ZM192 153V152H191ZM205 153V152H204ZM30 154V153H29ZM69 154V153H68ZM67 154V155H68ZM147 154H145V155H147ZM195 154V153H194ZM8 155V156H7ZM31 155V154H30ZM47 155V154H46ZM72 155V154H71ZM70 155V156H71ZM78 155V154H77ZM80 155V154H79ZM107 155V154H106ZM114 155V154H113ZM132 155H134V154H132ZM198 155V154H197ZM27 156V155H26ZM74 156H75V154H74ZM140 156V155H139ZM142 156H140V157H142ZM186 156V155H185ZM7 157H8V159H7ZM23 157V156H22ZM29 155H28V159H29ZM140 157H138V158H140ZM196 157V156H195ZM25 158V157H24ZM79 158H81V157H79ZM77 159V156H76V158L74 157L73 159H69V161H67V164H66V174H65V177H64V179L63 180H61L60 182V185H59V189H57V190H60L61 191V196L60 197H65L66 196V194H72L73 196H75V198H78L79 197V194H80V190H81V188L86 184V182H85V179L83 178V177H81L79 174V171H80V169H83L85 166H87V167H89L90 166V164L88 163V164H86V162L84 161V160H87L88 158H86V159H83V157L81 158V159H83V160H81V159ZM6 160H8V162L6 161ZM30 160V159H29ZM95 160V159H94ZM93 160V161H94ZM115 160V159H114ZM138 160V161H139ZM43 161V160H42ZM88 161V160H87ZM90 161V160H89ZM93 161H91V162H93ZM185 161V160H184ZM200 161V160H199ZM44 162V161H43ZM109 162V161H108ZM111 162V161H110ZM114 162V161H113ZM138 164H141V163H139V162H137ZM52 164V163H51ZM94 164H95V161H94V163L93 164H91V166L92 167H95L94 166ZM97 164V163H96ZM41 165V164H40ZM109 165V164H108ZM51 165H49V167H50ZM49 167H46V169H45V173H47L46 171H48L49 170ZM141 167H143V166H141ZM191 167V166H190ZM90 168V167H89ZM96 168V167H95ZM185 168V167H184ZM32 169V168H31ZM92 168H90V170H91ZM94 169V168H93ZM92 169V170H93ZM190 169V168H189ZM87 170V172H88V169H84V171H86ZM89 170V171H90ZM91 170V171H92ZM32 172H35V171H37V170H31ZM81 171H83V170H81ZM94 171H95V169H94ZM155 171V170H154ZM202 171V170H201ZM167 173V172H166ZM36 174V173H35ZM88 174H89V172H88ZM87 174V175H88ZM171 174V173H170ZM167 175H169V174H167ZM166 175V176H167ZM172 175V174H171ZM166 176H165V178H166ZM170 176V175H169ZM168 176V177H169ZM30 177H31V175H30ZM29 177V178H30ZM105 177H107L106 175H105ZM158 177V178H159ZM109 178V177H108ZM144 179H145V176L143 177ZM199 178V179H198ZM235 178V177H234ZM31 179V178H30ZM89 179V178H88ZM110 179V178H109ZM87 180V179H86ZM106 180H108V179H106ZM141 180H142V178H141ZM162 181L163 179H159V181ZM220 180V179H219ZM59 181V180H58ZM221 181V180H220ZM28 182V181H27ZM110 182V181H109ZM163 183H164V181H162ZM170 182V181H169ZM227 182V181H226ZM108 183V182H107ZM107 183L105 184V185H107ZM162 183V184H163ZM218 183V182H217ZM222 183V182H221ZM245 183V184H244ZM89 184V183H88ZM111 184V183H110ZM161 184V185H162ZM7 185V184H6ZM57 185V186H58ZM108 186V185H107ZM144 186V187H143ZM150 187V186H149ZM85 188H87L86 186H85ZM92 188V187H91ZM111 188V187H110ZM116 188V189H117ZM201 188H203V189H201ZM118 189H117V192L119 193V191H118ZM176 189V190H177ZM181 189V188H180ZM184 189V188H183ZM26 190V189H25ZM115 189H113V191H114ZM142 190H144V189H142ZM175 190V191H176ZM28 191V190H27ZM103 191H105V190H103ZM116 191V190H115ZM120 191V192H121ZM59 192V191H58ZM82 192H84V191H82ZM139 192V193H138ZM145 192V191H144ZM178 192H179V190H178ZM180 192H182V191H180ZM2 193V192H1ZM86 193H89V192H86ZM147 197H149L148 195V190H147ZM70 194L68 195V196H70ZM81 194H83V193H81ZM85 194V193H84ZM83 194V195H84ZM91 194V193H90ZM128 193H126V195H127ZM163 194V193H162ZM179 194V193H178ZM183 194V193H182ZM184 194V195H185ZM254 194V193H253ZM54 195H55V193H54ZM117 195H119V194H117L116 193V196ZM125 195V194H124ZM123 195V196H124ZM153 195V194H152ZM154 195H155V192H154ZM153 195V196H154ZM160 194L159 193H156V195L155 196H157V200H160L161 201V199H159V196ZM180 195H181V193H180ZM209 195V196H210ZM255 195H256V193H255ZM56 196V195H55ZM54 196V197H55ZM122 196V197H123ZM146 196V195H145ZM144 196V197H145ZM159 196V197H158ZM162 196V195H161ZM179 196V195H178ZM183 196V195H182ZM246 196V195H245ZM244 196V198L246 199V197ZM247 196H250V194L249 195H247ZM252 196V195H251ZM60 197H59V199H60ZM86 197V196H85ZM126 197V196H125ZM145 198V199H147L148 201H149V199L148 198ZM164 197L165 196H163V197H160V198H163V200H164ZM190 197V198H191ZM51 198H52V196H51ZM50 198V199H51ZM66 199H67V197H65ZM64 198V199H65ZM71 198H73L72 196H71ZM109 198V197H108ZM118 198H121V197H117V199ZM127 198H128V196H127ZM153 197H150V201H151V199H152ZM155 198H153L152 200H154ZM189 198V197H188ZM248 198H250V197H248ZM247 198V199H248ZM251 198H253V197H251ZM82 198H80L79 200H81ZM123 199H124V197H123ZM123 199H121L122 201H125V200H123ZM143 199V198H142ZM185 199V198H184ZM186 199H187V197H186ZM210 199V198H209ZM52 200V199H51ZM109 200V199H108ZM120 200V199H119ZM166 200V199H165ZM188 200V199H187ZM186 200V201H187ZM192 200V199H191ZM232 200H234V202L236 201L235 199H232ZM60 201H62V200H60ZM127 201V200H126ZM143 201V200H142ZM146 201V200H145ZM247 201H250V200H247ZM252 201V200H251ZM76 202V201H75ZM116 202V201H115ZM114 201H113V203H110V204H113L114 205V203H115ZM159 202V201H158ZM163 202V201H162ZM161 202V203H162ZM193 202V201H192ZM193 202V204L194 205H196V203H194ZM212 202V203H213ZM246 202V201H245ZM256 202V201H255ZM46 203H47V201H46ZM51 203V202H50ZM50 203L48 202V205H50ZM70 204V202H67V205L68 206H70L69 204ZM124 203V202H123ZM141 203H143V204H145V203H147L146 205H143L142 204V206H141ZM153 203V202H152ZM226 203H229V204H226ZM119 203H118V201H117V204H115L116 205V207H117V205H118ZM120 204H122V203H120ZM119 204V207L121 206ZM127 204V203H126ZM151 204V203H150ZM155 204V202L152 204V206ZM158 204H159V206H158ZM156 206H158V208L160 207V203H158ZM189 204V203H188ZM215 204H214V206H215ZM48 205H46V206H48ZM66 205V204H65ZM114 205V206H115ZM162 205H164V204H162ZM203 205H204V203H203ZM254 205H255V203H254ZM68 206H65L66 208V210H67V208H70V207H68ZM74 206V205H73ZM113 206V207H114ZM148 206H150L149 204H148ZM152 206H150V207H152ZM156 206H154L155 208H156ZM165 206V205H164ZM163 206V207H164ZM198 205H196V207H197ZM200 206V208L199 209H201V208H203V207H201L202 205H199ZM242 206V205H241ZM240 206V207H241ZM76 207V206H75ZM108 207V206H107ZM112 207V208H113ZM115 207V208H116ZM235 207H236V205H235ZM235 207H233V209L235 208ZM82 208V207H81ZM111 208V209H112ZM121 208H123V206H121ZM120 208V209H121ZM153 208V207H152ZM162 207H160L159 208V210L161 209ZM237 208V207H236ZM235 208V209H236ZM74 209V208H73ZM109 209H110V207H109ZM123 209H125V208H123ZM163 209H165V208H163ZM162 209V210H163ZM239 209V208H238ZM242 210H244L245 209V207H243V208H241ZM240 209V210H241ZM69 210V209H68ZM68 210H67V212H68ZM114 210V209H113ZM146 210V209H145ZM154 210V209H153ZM152 210V211H153ZM220 210L221 209H219V213H220ZM237 210V209H236ZM239 210V211H240ZM46 211V210H45ZM110 211V210H109ZM128 211H130V210H128ZM143 211V212H142ZM147 211V210H146ZM165 211V210H164ZM218 211V210H217ZM112 212V211H111ZM111 212H108V213H111ZM119 212V211H118ZM153 212H155V214H156V210L155 211H153ZM196 212V211H195ZM198 212H200V211H198ZM202 212H203V210H202ZM242 212H244V211H242ZM113 213V212H112ZM147 213V212H146ZM145 213V214H146ZM159 214L161 213L160 211L158 212ZM157 213V214H158ZM216 213V212H215ZM39 214V213H38ZM37 214V215H38ZM40 214H42V213H40ZM39 214V215H40ZM69 214V213H68ZM148 214V213H147ZM146 214V215H147ZM161 214H163V213H161ZM160 214V215H161ZM113 215H115L114 213H113ZM123 215H124V213H123ZM134 215V216H133ZM165 215V214H164ZM237 215H239V214H237ZM116 216V215H115ZM118 216V215H117ZM175 216V215H174ZM217 216V214H215V216L214 217H216ZM222 216V217H223ZM234 216H235V214H234ZM41 217H42V215H41ZM40 217V218H41ZM109 217H110V215H109ZM213 217V218H214ZM36 218H37V216H36ZM43 218V217H42ZM167 218V217H166ZM178 218V217H177ZM217 218V217H216ZM230 218V217H229ZM234 218V217H233ZM237 219H238V217H236ZM145 219V220H144ZM215 219V218H214ZM213 219V220H214ZM217 219H220L221 220V218H217ZM223 219H225V218H223ZM236 219V220H237ZM264 219V218H263ZM136 220V219H135ZM166 220H168V219H166ZM228 220V219H227ZM243 220H244V218H243ZM34 221V220H33ZM112 221V220H111ZM134 221V220H133ZM148 221V220H147ZM215 221H216V219H215ZM214 221V222H215ZM242 221V220H241ZM262 221V220H261ZM260 221V222H261ZM110 222V221H109ZM141 222V221H140ZM224 222H225V224H228L227 223V221H226V219L224 220ZM224 222H223V224H224ZM36 223H38L37 225H39V227L41 228V230H44L45 231V229L47 228V223H45L44 222V220H42V219H40V220H36ZM135 223H137V221H135ZM244 223V222H243ZM248 223V222H247ZM47 224V225H46ZM140 224L141 223H139V226L138 227H141L140 226ZM217 224H219V221L217 222ZM230 224V223H229ZM113 225H114V223H113ZM144 225H146V224H144ZM143 225V226H144ZM146 227L147 228H149L147 225H146ZM145 227V228H146ZM144 228V229H145ZM171 228V227H170ZM190 228V227H189ZM139 229V228H138ZM193 229V228H192ZM192 229H190V230H192ZM258 229V228H257ZM109 230V229H108ZM147 230V229H146ZM146 230H145V232H146ZM148 230H150V228L148 229ZM186 230V229H185ZM189 229H188V231H190ZM197 230V229H196ZM102 234H104V230L102 229ZM106 232H107V230H105ZM135 231V230H134ZM133 231V232H134ZM141 231H143V229L142 228H140V232H139V230L137 231V232H139L138 234L140 235V233H142ZM152 231V230H151ZM136 232V233H137ZM150 232V231H149ZM159 232V231H158ZM193 232H195V231H193ZM200 232V234H201V232L202 231H199ZM64 233V232H63ZM109 233V232H108ZM135 233V232H134ZM187 232H185V234H186ZM190 233H191V231H190ZM196 233V232H195ZM106 234V233H105ZM135 235V236H139V235ZM143 234H147V232L146 233H143ZM169 234V233H168ZM183 234V233H182ZM107 235H109V234H107ZM205 235V234H204ZM203 235V236H204ZM106 236V235H105ZM104 236V237H105ZM111 236V235H110ZM109 236V237H110ZM113 236V235H112ZM141 236H143V235H141ZM190 236H191V234H190ZM201 236V235H200ZM207 236H209V235H207ZM207 236H205L206 238H207ZM108 237V236H107ZM184 237H186V235L184 236ZM194 237V236H193ZM193 237H192V239H193ZM198 237V236H197ZM205 237H202L203 239L205 238ZM50 238V237H49ZM99 238H101V237H99ZM98 238V239H99ZM111 238V237H110ZM135 238V237H134ZM144 238V237H143ZM157 238V237H156ZM102 239V238H101ZM107 239V238H106ZM112 239H113V237H112ZM111 239V240H112ZM207 239H209V237L207 238ZM206 239V240H207ZM147 240V239H146ZM195 240V239H194ZM198 240V239H197ZM99 241V240H98ZM97 241V242H98ZM104 241V240H103ZM108 241V240H107ZM144 241V240H143ZM208 241V240H207ZM211 241V240H210ZM24 242V241H23ZM26 242V241H25ZM105 243H106V241H104ZM110 242V241H109ZM152 242V241H151ZM155 242V241H154ZM157 242V241H156ZM199 242V241H198ZM204 242L205 241H203V244H204ZM110 243H112V242H110ZM137 243V242H136ZM140 243V242H139ZM167 243V242H166ZM197 243V242H196ZM213 243V242H212ZM212 243H211V246H213L212 245ZM141 245H142V242L140 243ZM158 244V243H157ZM207 244V243H206ZM31 245V244H30ZM161 245V244H160ZM219 245V244H218ZM147 246V245H146ZM150 246H152V249H153V245L151 244ZM155 246H156V244H155ZM220 246V245H219ZM206 247H207V245H206ZM217 247V246H216ZM120 248V247H119ZM147 248V247H146ZM209 248H210V246H209ZM208 248V249H209ZM212 248V247H211ZM215 248V247H214ZM214 248H212V249H214ZM218 248V247H217ZM26 249H27V251L28 252H32V250L34 249V248H31L30 246H27L26 247ZM122 250H123V248H121ZM150 250H151V247L149 248ZM158 249H159V247H158ZM161 249V248H160ZM196 249V248H195ZM199 249V248H198ZM37 250V249H36ZM35 250V251H36ZM167 250V249H166ZM221 250V249H220ZM26 251V250H25ZM34 251V250H33ZM149 251V250H148ZM152 251V250H151ZM170 251V250H169ZM201 251V250H200ZM152 252H154V251H152ZM156 252V251H155ZM198 252V251H197ZM202 252V251H201ZM214 252V251H213ZM147 253V252H146ZM196 253V252H195ZM199 253V252H198ZM197 253V254H198ZM163 254V253H162ZM168 255V254H167ZM171 255V254H170ZM177 254L175 253V256H176ZM179 255V254H178ZM194 255V254H193ZM204 255H205V253H204ZM204 255L203 256H201V259H202V257L204 258ZM150 257V255H147V257ZM166 256V255H165ZM169 256V255H168ZM186 256V255H185ZM189 256V255H188ZM187 256V257H188ZM207 255H205V257H206ZM170 257V256H169ZM181 257V256H180ZM183 257H184V255H183ZM247 257V256H246ZM151 258H153V257H151ZM150 258V259H151ZM156 258V257H155ZM155 258H153V259H155ZM171 258H173V255H171ZM147 259H149V258H147ZM149 259V260H150ZM153 259H151V260H153ZM162 259V258H161ZM190 259H192V258H190ZM196 259H197V257H196ZM130 260V259H129ZM148 260V261H149ZM178 260V259H177ZM188 260H189V258H188ZM192 260H194V259H192ZM200 260V259H199ZM158 261V260H157ZM174 261V260H173ZM176 261V260H175ZM178 261H176L175 262V264H181V263H177ZM195 262V261H194ZM87 263V262H86ZM152 263H153V261H152ZM183 264H187L186 262H182ZM207 263V262H206ZM209 263H210V261H209ZM154 264V263H153ZM156 264V263H155ZM159 264V263H158ZM160 264H161V262H160ZM162 264H174V263H172V261H169V260H167V261H163L162 262ZM199 264V263H198ZM200 264H202V263H200Z\"/></svg>", "mask_w": 264, "mask_h": 264}]
</instances>
